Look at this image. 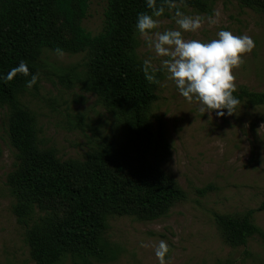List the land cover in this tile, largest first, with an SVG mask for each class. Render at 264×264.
Listing matches in <instances>:
<instances>
[{
    "label": "rangeland",
    "instance_id": "374dc122",
    "mask_svg": "<svg viewBox=\"0 0 264 264\" xmlns=\"http://www.w3.org/2000/svg\"><path fill=\"white\" fill-rule=\"evenodd\" d=\"M107 5L108 0H90L82 21L88 31H102ZM180 10L204 18L197 32L184 34L186 39L211 40L221 29L250 36L254 47L233 70L236 91L246 87L264 92L263 12L240 0H216L204 10L180 4ZM208 17L217 22L209 25ZM158 19L161 31L175 27L168 12ZM134 54L141 63L152 57L159 69L162 58L144 46L137 32ZM88 63L87 53L45 50L42 54L36 82L19 95L21 105L35 118L39 150L53 151L58 164H83L91 153L107 149L124 163L126 172L138 167L184 194L155 219L106 215L104 236L117 255L96 264H159L154 250L161 240L169 246L166 264H264V242L258 236L251 237L247 246L238 245L215 220L217 214L241 216L264 201V106L240 103L237 114L209 116L199 111L197 103L181 97L162 73L151 126L155 134L160 125L163 128L168 143L164 153L154 143L147 145L86 89L82 79ZM10 116V108L0 105V264H36L30 257L26 227L13 210L18 187L11 178L23 169L25 159L12 144ZM82 183L80 179L77 184ZM45 207L37 208L36 220L49 215L61 221L70 211L57 200L47 201ZM254 223L264 230V210L254 214ZM59 264H72L71 257Z\"/></svg>",
    "mask_w": 264,
    "mask_h": 264
},
{
    "label": "trees",
    "instance_id": "16d2710c",
    "mask_svg": "<svg viewBox=\"0 0 264 264\" xmlns=\"http://www.w3.org/2000/svg\"><path fill=\"white\" fill-rule=\"evenodd\" d=\"M214 1L183 0L180 4L204 10ZM240 1L264 13V0ZM89 7L90 0H0V105L11 110V141L25 159L23 169L11 178L18 187L13 210L26 227L30 257L36 264H59L67 257L72 264L114 260L117 251L104 236L106 215L151 220L184 197L179 188L144 175L138 167L126 172L124 163L107 149L91 153L83 164H58L53 151L39 150L35 118L21 105L19 95L37 76L44 51L51 50L87 53L88 69L82 79L86 89L96 93L147 145L154 143L168 152L162 126L157 134L151 126L162 73L144 71L134 54L137 14L150 11L145 0H108L98 34L82 24ZM21 63L25 68L19 67ZM234 95L240 103L264 106V92L242 87ZM80 179L83 183L77 184ZM51 200L69 206L67 218L57 221L44 215L36 220L37 208L45 209ZM259 210H264V201L241 216L217 214L215 220L231 241L247 246L253 236L264 242V230L254 223Z\"/></svg>",
    "mask_w": 264,
    "mask_h": 264
},
{
    "label": "clouds",
    "instance_id": "9594fccd",
    "mask_svg": "<svg viewBox=\"0 0 264 264\" xmlns=\"http://www.w3.org/2000/svg\"><path fill=\"white\" fill-rule=\"evenodd\" d=\"M183 0H145L150 11L137 14L135 31L143 40L144 46L160 60L159 69L152 63V57L142 61L144 71H159L171 81L176 91L188 103H197L201 113L209 116L213 112L217 117L237 114L240 100L236 92L233 70L242 63V57L254 47L248 35H235L221 29L211 40L186 39L185 33L197 32L204 23L199 15H188L180 10ZM165 12L172 15L175 27L160 29L159 17ZM215 17L219 13H214ZM217 21L207 18L209 25ZM25 68L23 63L19 66ZM26 72V69H25ZM154 80L153 76L148 77ZM37 76L33 75L29 86ZM159 83L158 80H155ZM155 256L159 264H166L169 253L168 244L161 240L155 247Z\"/></svg>",
    "mask_w": 264,
    "mask_h": 264
}]
</instances>
